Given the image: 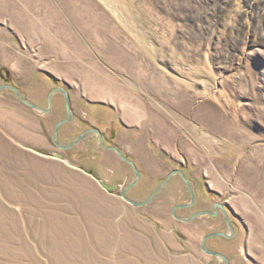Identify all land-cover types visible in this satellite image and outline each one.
Listing matches in <instances>:
<instances>
[{
  "label": "rangeland",
  "instance_id": "obj_1",
  "mask_svg": "<svg viewBox=\"0 0 264 264\" xmlns=\"http://www.w3.org/2000/svg\"><path fill=\"white\" fill-rule=\"evenodd\" d=\"M0 74L41 108L65 88L58 141L105 131L142 173L134 201L187 166L227 209L219 252L264 264V0H0ZM52 101L0 91V264H224L200 249L208 217L169 215L183 193L135 207L132 168L95 135L54 146Z\"/></svg>",
  "mask_w": 264,
  "mask_h": 264
},
{
  "label": "water",
  "instance_id": "obj_2",
  "mask_svg": "<svg viewBox=\"0 0 264 264\" xmlns=\"http://www.w3.org/2000/svg\"><path fill=\"white\" fill-rule=\"evenodd\" d=\"M1 90H9L13 93V95L18 99V101L20 103H22L24 106L30 108V109H33V110H36L41 113H44V114H48L51 110V106H52V97H53V94H56V93H59V94H62L63 95V99H64V109H65V115L62 119H60L59 121H57V123L54 125L53 127V130H52V135H51V140H52V143L54 144V146H56L58 149H60L61 151H66V150H69L71 149L72 147H74L76 144H78L80 141H82L86 136H88V134L90 133H95V135H97L98 137V141H99V145L101 148L103 149H106V150H110V151H113L114 153H116V155L122 160L124 161L125 163L129 164L134 172L133 175H135V178L132 182L128 183L126 186H124L120 191H119V195L120 197L125 200L127 203L135 206V207H143V206H146L150 203V200H153L156 196H157V191L159 188H164L166 186V184L168 183V180H169V176L174 174V173H179L180 174V177L183 179V181L185 182V184L188 186V180L183 177V174L181 171H174L170 174H168L166 176V179L160 183L158 185L157 188H154V190L152 191V193H150L144 200H141V201H134L132 199H130L126 193L132 189V187H134L137 183H138V180L140 179V172L139 170L136 168L134 162H132V160L126 158L122 152L117 149V147L115 146H106L104 143H103V139H102V135H100V131L96 128H90V129H86L80 133H78L77 136H75L74 138H72L69 142H67L66 144H61L59 141H58V132L60 131L61 127L63 126V124H66L68 122H70L71 120V115H72V109L70 108V96L68 95V91L66 89H64L63 87H55L53 89H51L48 93H47V101H48V105L46 106V108H41L39 107L38 105H36L35 103H32L30 102L29 100H27L23 95L22 93H20V91L10 85V84H0V91ZM52 157H54L55 159H60L62 158V156L58 153H54L52 154ZM101 187H103L105 190H111L112 188L115 189V187H111V186H108L106 184H104L102 181L99 182ZM191 201L193 202V199H194V195L191 193ZM183 207V206H186V205H175L172 209V216L174 218H176L177 220L179 221H183V222H189L191 221L193 218L195 217H199L201 215H210V216H215L214 213H211V212H208V211H205V212H201V213H198V214H195V215H192L191 217H188L187 219H184V218H180V217H177L176 215H174V210L178 207ZM221 211H222V214L224 217V220L226 222V225L227 227L229 228L228 230L230 231L231 235L233 234V231H232V226L229 222V219L227 218V213L224 209V207L222 205H219ZM224 236V237H230L229 235H227V233H223V232H217V233H214L213 234H207L206 236H204L202 239H201V243H200V246H201V250L206 253L207 255H213L215 257H218L220 260H222L224 262V264H230L228 259L226 258V255H223L221 253H218V252H215V251H209L205 248L204 244L206 241V239L210 238V237H216V236Z\"/></svg>",
  "mask_w": 264,
  "mask_h": 264
},
{
  "label": "flooded vegetation",
  "instance_id": "obj_3",
  "mask_svg": "<svg viewBox=\"0 0 264 264\" xmlns=\"http://www.w3.org/2000/svg\"><path fill=\"white\" fill-rule=\"evenodd\" d=\"M8 76V74L6 73V76L5 77H7ZM0 77H1V79H3V75L2 74H0ZM7 79L8 78H5L4 80H6L7 81ZM59 87V86H58ZM55 88V87H54ZM65 89V88H64ZM59 94V93H58ZM48 102V101H47ZM48 105V104H47ZM52 105H53V101H52ZM71 106V105H70ZM74 118V116H72L71 115V119H73ZM117 123H119L120 125H123V127H124V129H127V125L126 124H124V123H122V121H119V122H117ZM90 128H96V127H88V128H86V129H90ZM85 129V130H86ZM96 129H98V128H96ZM99 131H100V135H102V139H103V143L106 145V146H116L115 144H113L112 142H111V140L108 138V136L106 135V133H104V132H101V130L100 129H98ZM93 135H95V133H92ZM110 134H112V131H111V133ZM96 136V139H97V144L99 145V141H98V137H97V135H95ZM58 140H59V134H58ZM100 146V145H99ZM117 147V149H119L118 148V146H116ZM120 150V149H119ZM121 151V150H120ZM122 152V151H121ZM116 154V153H115ZM122 154L126 157V158H128V159H130V160H132L131 158H129V156L127 155V154H125L124 152H122ZM132 162H133V160H132ZM135 164V163H134ZM129 165V164H128ZM130 166V165H129ZM135 166H136V164H135ZM131 167V166H130ZM137 168V167H136ZM138 169V168H137ZM139 170V169H138ZM174 171H181L182 172V174H183V177H185L187 180H188V186L185 184V182L183 181V179L180 177V174L178 173H174V174H172V175H170L169 177V180H168V183L166 184V186L164 187V188H159L158 189V191H157V196L154 198V199H157V198H159L162 194H164V193H167L168 194V197H170V198H172V197H174L176 194H175V191H176V189H177V191L178 192H181V193H183L185 196H186V200L184 201V202H182V203H177V204H173L172 205V207H171V209H170V214L169 215H171L172 213V209H173V207L175 206V205H186V206H181V207H178V208H176L175 210H174V215H176L177 217H180V218H184V219H187L188 217H191L192 215H195V214H198V213H201V212H205V211H208V212H211V213H214L215 214V216H210V215H202V216H206V217H208L212 222H211V224L213 225V227L214 228H212V230L210 231V232H207V234H213V232L214 233H217V232H223V233H227V232H224V231H222L221 229H222V223L224 222L225 224H226V222H225V220H224V217H222L223 216V214H222V211H221V209H220V207H219V205H222L223 207H224V209H225V211H226V213L228 214V212H227V209H226V207L223 205V204H221V202H220V200H218V199H214L213 197H212V195L213 194H211L212 192H209V191H205V189H204V187L203 186H201V184H200V181L199 180H197V179H194V178H192L191 177V175H190V172H189V168L187 167V166H185L184 164H177V166H175L174 168H172L171 170H169L165 175H164V177H163V179L161 180V181H159L157 184H156V186L154 187V188H157L158 187V185L160 184V183H162L165 179H166V176L168 175V174H170V173H172V172H174ZM139 172H140V174H139V176H140V179H141V171L139 170ZM134 173V172H133ZM134 178H135V175H134ZM140 179H139V181H140ZM134 180V179H133ZM132 180V181H133ZM131 181V182H132ZM154 181H156V180H154ZM174 181H177L178 183V185L180 186V187H178V188H173L172 187V183L174 182ZM130 183V182H129ZM127 185V184H126ZM125 185V186H126ZM124 187V186H123ZM135 187V186H134ZM154 188H152V191L154 190ZM131 190V189H130ZM152 191L150 192V193H152ZM149 193V194H150ZM191 193L194 195V199H193V202L191 201ZM148 194V195H149ZM126 195H127V193H126ZM147 195V196H148ZM153 199V200H154ZM144 200V199H143ZM181 211H188L189 213L187 214V215H185V214H181L180 212ZM171 217L175 220L176 218H174L172 215H171ZM198 218H201V216H199V217H195V218H193L191 221H189V222H187V224L188 223H191V222H193V221H195V220H197ZM229 219V218H228ZM176 221H178V222H182V223H186V222H183V221H179V220H177L176 219ZM197 227H200V225H198ZM193 229V228H192ZM218 229V230H217ZM229 231V230H228ZM234 233V232H233ZM207 234H205L204 236H206ZM227 235H229V236H231V233H230V231H229V233H227ZM203 236V237H204ZM202 237V238H203ZM201 238V239H202ZM222 238H229V237H224V236H222V235H220V236H216V237H210V238H208V239H206V241H204L205 242V244H204V246H205V248L207 249V250H209V251H215V252H218V253H220L219 252V248H218V242H220L221 240H222ZM200 242V241H199ZM201 243V242H200ZM200 245V244H199ZM200 249H201V246H200ZM222 254V253H221ZM224 255V254H223ZM213 257H215V256H213ZM215 258H218V257H215ZM227 258V257H226ZM219 259V258H218ZM228 259V258H227ZM220 260V259H219ZM222 261V260H221ZM224 263V262H223Z\"/></svg>",
  "mask_w": 264,
  "mask_h": 264
},
{
  "label": "bare ground",
  "instance_id": "obj_4",
  "mask_svg": "<svg viewBox=\"0 0 264 264\" xmlns=\"http://www.w3.org/2000/svg\"><path fill=\"white\" fill-rule=\"evenodd\" d=\"M157 83V82H156ZM155 84V83H154ZM134 239V238H133Z\"/></svg>",
  "mask_w": 264,
  "mask_h": 264
}]
</instances>
